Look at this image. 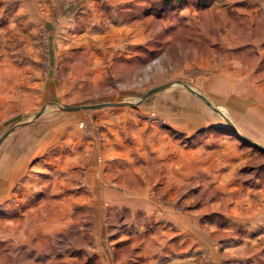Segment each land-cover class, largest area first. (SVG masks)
Wrapping results in <instances>:
<instances>
[{"label":"rangeland","instance_id":"374dc122","mask_svg":"<svg viewBox=\"0 0 264 264\" xmlns=\"http://www.w3.org/2000/svg\"><path fill=\"white\" fill-rule=\"evenodd\" d=\"M197 1L187 0L182 6L164 9L160 0H132L137 10L132 9L129 16L141 18L142 13L146 14L141 20H128L126 27L132 31L128 37L112 33L114 24L111 27L103 9L92 8L91 4L79 20L80 26H73L74 11L68 3L49 12L50 27L42 29V41L34 43L35 47L30 48L25 38L20 37L19 25L0 32L2 51L26 50L34 56L32 73L23 70L15 75L17 84H10V98L0 91V139L8 133L0 143V199L3 200L0 264L23 263L36 259L38 254L43 257L39 264H102L99 258L90 262L83 255L77 257L73 253L78 248L91 249L94 236L97 247L108 251L111 243L123 241L132 222L147 221L141 212L153 207L214 214L217 224L214 219L208 221L209 233L199 235L202 242H208L210 250L194 264H240L241 259H248L250 264H264V58L258 57V51H264V0H260L256 10L243 9L247 21L242 24L231 8L222 9L224 1L237 0H207L203 5ZM61 29L67 36H62ZM86 31L88 35H84ZM70 34L76 36L69 40ZM227 34L240 35L242 39L230 42L225 37ZM242 43H253L256 54L227 48V44ZM138 44L141 46H134ZM256 63L258 68L253 67ZM169 83L173 84L151 93ZM104 103L107 104L93 109H63ZM169 115L177 123L191 119L193 123L188 126L206 128L211 133L209 138L194 140L198 146L193 150L184 148L185 134H176V151L172 156L181 167L178 172L184 170L186 163L198 167L193 168L197 179L191 186L187 182L168 187L165 175L169 170L160 166L158 152L153 148L152 131L159 125L158 119L163 127L166 123L163 118ZM215 122L225 126L211 125ZM228 137L234 144L226 142ZM244 137L261 147L248 143ZM69 141H78L93 151L86 154L87 162L94 161L92 154L99 147L105 154L111 147L113 153H128L129 169L113 171L110 179L134 191L143 190L145 195L130 200L129 208L114 203L119 210H114L113 205V214L96 217L88 209L80 211L77 206V212L70 213L67 210L71 203L45 196L28 206L27 214L9 218L10 201L23 199L27 188L45 194L52 188L43 177H36L37 172L33 173L35 182L26 183L31 169L40 172L42 166L36 160L25 165L19 161L15 170L12 166H16L15 156L36 152L42 146L45 151ZM231 145L242 148L240 159L227 158L232 152ZM220 155L234 163L218 171L224 184L205 183L203 175L196 174L199 162L213 169L204 175L209 177L217 173ZM57 158L58 154H54L52 161L57 163ZM99 160L104 161V157L100 156ZM10 181L16 183L11 192ZM20 203L23 209V200ZM203 220L206 219H202L204 223ZM41 228L47 229L48 239L41 236ZM25 236L27 246L21 251L9 250L14 237L22 241ZM146 241L141 237L123 245L125 254L135 249V245L144 248ZM115 251L120 258L121 250ZM61 255L63 259H59Z\"/></svg>","mask_w":264,"mask_h":264},{"label":"crops","instance_id":"0c3cea01","mask_svg":"<svg viewBox=\"0 0 264 264\" xmlns=\"http://www.w3.org/2000/svg\"><path fill=\"white\" fill-rule=\"evenodd\" d=\"M64 1H66V3ZM131 1L132 0H0V32H8L9 30H13L14 28H16V26L19 25L21 26V33H19L21 35L20 37L25 38L26 44H28L30 48L35 47L34 43L42 41V29H48V27H50L48 23V16L50 15L49 12H53L55 9H62L68 3L69 9L74 11L72 14V18L74 16V21L72 22L73 26H80L79 20H82V17L84 16V14H86L85 9L88 8L87 5L91 4L92 8L97 6L98 8L103 9V11L106 13V19L108 20L107 23L111 27L114 24V28L112 27L111 29L112 33H118V35L120 36L122 35L128 37L132 33V31H130L129 28L126 27V25L129 23L128 20L138 21L143 19V15L146 14L142 13L143 15L141 18H139L140 15H132L130 17L129 14L132 9H134V11L137 10L133 7ZM223 3L224 4H222V9L228 10L229 8H231L233 12L238 15V17L240 18V24H242L247 21L243 18L246 17L244 10H247V8L252 10L258 9L260 0H237L234 2L224 1ZM111 17L113 18L110 19ZM61 25L63 27L64 24L61 23ZM173 28L175 29V25L173 26ZM73 30L75 33V29ZM15 32L19 31L16 30ZM61 32L62 36H67L64 33V29H61ZM84 35H88V31H86ZM13 36L16 37V34H13ZM71 36L76 35L70 34V37H68L69 40L71 38H74ZM225 37H228V39L230 38V42H235L237 38L239 40L242 39L240 35L233 34H227ZM1 40L2 37L0 36V44L2 42ZM229 41H227V43ZM10 43L11 42L9 41L8 44L11 45ZM134 46L139 47L141 46V44ZM227 48L230 50L232 49L233 52L242 53L247 51L250 55L256 54L257 51L253 43L227 44ZM258 53V57H260L262 60V58H264V51L259 50ZM33 57L34 56L31 54V52L26 50L23 52L22 50L17 51L16 49L13 51H9L7 49L2 51L0 49L1 95L6 98H10V84H17L15 75L18 74V72L20 74L24 70L25 73L27 71H30V73H32V68L34 66L32 60ZM253 67L258 68L257 63ZM253 67L252 69L254 70ZM163 120L166 123L163 124L162 127L160 124L161 121L160 119H158L159 125L156 129H153L151 136L154 140L153 148L157 150L159 155L158 161L160 166H162L166 170H169L165 175L166 185L168 187L182 186L188 182L191 186L193 181L197 179H194L193 168L195 169L198 167H194L192 164L190 165L186 163V165H184V170H182V172H178L180 171L181 167L177 166V163L174 160L175 158L174 156H172L176 151V134L177 132L185 134L186 139L184 140V148L193 150L194 147L198 146L197 144H194V140H201L203 139V137L209 138V134L211 133L206 128L202 130V128L193 129L192 127L188 126V124L193 123L191 119L186 120L184 118L181 120V122L177 123V121H174L176 119H172L171 115H169V117L163 118ZM213 124L216 126H225L224 123H211V125ZM47 134H49V132ZM230 138L231 137H228V139H226V142L234 144L233 140H229ZM209 146H212V144L210 143ZM43 148L44 146L40 147V151L38 150L36 152H21V154L19 155L20 157L16 155L15 157L18 158H15V162L13 160L16 166H12L13 169L16 170L18 169L17 163L19 161L21 165H25V163H27L29 160H36L37 165L42 166L41 171L34 172L32 168L30 171L31 173L29 174L30 177H26V183L29 184V180H31V182H35L34 175L37 172L36 177H43L44 182L46 183L47 181V186L51 185L52 188L50 190V193H38L37 191L32 190V188H30L29 190L28 188L27 190L25 189L26 192L23 195V199L14 198L12 199V201H10L7 212L9 218H18L21 217V214H27L29 210H27L26 208H28V206H32L39 199H41L42 201L45 196L51 197V199L53 200H61L71 203V206H69L67 210L70 213L77 212V209H79L80 211L82 209H88V211L96 217L98 215L101 216L102 214L104 215L106 213L113 214V205L115 206L114 210H119L122 206L129 208V205L127 203L130 200H137L141 195H145L143 190L134 191L133 189H129L128 186L110 179L113 171L118 169L122 170L123 168L126 169L125 171L129 169L131 163L128 160V153H126L125 155L124 152L115 151V153H113L111 147V149L107 148V150L109 151L108 154H105L104 151L101 150L102 148L99 147L96 148V151L94 150V154H92L94 155V161L87 162L86 154H90L93 151H88V148L85 149L84 145H81V143L78 141H69L64 142L63 144L58 143L51 149L48 147V149L45 151H42ZM199 148H203L204 150L206 149L204 147ZM221 148L222 145L220 149ZM218 149L219 148H217V150ZM220 149L218 152L221 151ZM241 152L242 148L240 147V145H237L236 147L232 146V155L231 153L229 154L231 157L228 156V153L226 154V156H228L227 158L229 160L240 159ZM139 153L141 154V156H143V153ZM221 153H224V151H222ZM54 154H58V158L56 159L57 163H54L52 161L54 158ZM109 154H113L114 156H110ZM100 156L104 157V161L99 160ZM220 157L222 158L220 159L219 164H217V173L209 177L206 176L208 175V173H210L209 170L213 169L210 168L207 163L199 162L201 164L199 167V171L196 172V174L199 175V173H201L204 177L203 180L206 181L205 183H207L208 181L210 185L216 186L224 184V181H222L223 178H219L218 171H220V169L224 167H227L229 163H232L233 165L234 163L227 162L228 159H226L225 161L224 155H220ZM221 163L223 164L221 165L222 167L219 166ZM140 164L139 165L141 166V168H145L146 165L144 163ZM19 174H21V172ZM8 184L11 185V192L12 186L14 187L16 183L14 184V181H10V183ZM33 185L34 184L29 187H33ZM156 185L157 183L154 184L153 187ZM192 189L193 188L191 187V190ZM154 199L155 198H153V200ZM22 200L24 202L23 209L20 205V201ZM2 201L3 200L0 199V205ZM118 202H120V207L114 204ZM76 206L77 209H75ZM1 207L2 206H0V209ZM33 210L34 209L32 208L31 211ZM142 211L143 212H141V214L142 216L147 218V221L135 223L132 222V225L135 227L132 228L133 226H130V229L127 228L128 231L126 232V234H124L125 237H122L123 241L117 240L115 243H111L112 246L110 245L108 251L105 248H101L100 246L97 247L96 239L94 236V243L91 249L85 250L83 248H78V251H75L73 254L77 257L83 255L84 258H87L90 262H92L94 259L99 258L100 261L103 262L102 264H194V261L198 259L202 254L209 252L210 249L208 248V242H202L199 235L205 232V234L209 233L208 221L214 219V214H212L211 212L205 211L202 213H194L189 210L180 209L179 211H177L176 209L164 210L160 207H153L152 209L149 208ZM229 217L231 218V216ZM202 219H206L205 221L203 220L204 223L202 222ZM213 221L217 224L215 219ZM236 221L238 222L239 220ZM79 223L81 222L79 221ZM152 223H154V225H152ZM47 232V229L41 228L40 234L45 240L49 238ZM141 237H145V240L147 239V245L142 249L140 248V245H135V249H131L127 254H125L126 249H124L123 247L126 244H129V242L133 241V239H139ZM27 242L28 241L26 236L22 241L18 240L17 237H14V240L12 239V241H10L9 243V250L12 251L13 249H19V251H21V248L27 246ZM129 248L132 247L128 246V249ZM29 249H31V247H29ZM115 249L121 250L120 258L118 257V253L117 251H115ZM101 252L103 253V256ZM77 257L74 259L76 260ZM42 258L43 257L38 254V256H36V259L31 258L27 261H24L23 263L15 262L14 264H39L40 261H42ZM59 259H63L62 255L59 257ZM117 259H119V261H117ZM239 259L240 258L237 257L238 262ZM250 263L251 262H249L248 259H241L240 264Z\"/></svg>","mask_w":264,"mask_h":264},{"label":"water","instance_id":"95a60500","mask_svg":"<svg viewBox=\"0 0 264 264\" xmlns=\"http://www.w3.org/2000/svg\"><path fill=\"white\" fill-rule=\"evenodd\" d=\"M172 84H173V83H169V84H166V85H163V86H159V87L153 89V90L151 91V93L156 92V91H159V90H161V89H163V88H165V87H167V86H170V85H172ZM186 87L190 89V87H188V86H186ZM190 90L192 91V89H190ZM193 92H194V91H193ZM106 104H107V103H104V104H96V105L72 106V107H69V106H68V107H63V109H64V110H68V111H76V110H81V109H93V108H97V107H100V106H103V105H106ZM108 104H109V103H108ZM43 111H44V108L39 112L38 116H40V115L42 114ZM231 126H232V129H233L235 132H237L238 134H240L234 125H231ZM12 130H13V129H12ZM12 130H11V131H12ZM11 131H10V132H11ZM7 135H8V133L5 134V135L0 139V143L3 141V139H4ZM243 139H244L245 141H247L248 143H251V144L254 145L255 147H261L258 143L254 142L253 140H251V139H249V138H247V137H244Z\"/></svg>","mask_w":264,"mask_h":264},{"label":"trees","instance_id":"16d2710c","mask_svg":"<svg viewBox=\"0 0 264 264\" xmlns=\"http://www.w3.org/2000/svg\"><path fill=\"white\" fill-rule=\"evenodd\" d=\"M207 0H198L197 3L200 5L205 4ZM187 2V0H160V5L164 9L169 7V6H182Z\"/></svg>","mask_w":264,"mask_h":264}]
</instances>
